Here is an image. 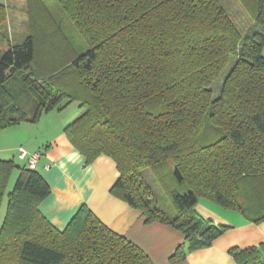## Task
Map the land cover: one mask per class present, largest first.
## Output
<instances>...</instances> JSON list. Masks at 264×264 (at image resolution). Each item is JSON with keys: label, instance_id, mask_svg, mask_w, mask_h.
I'll list each match as a JSON object with an SVG mask.
<instances>
[{"label": "trees", "instance_id": "16d2710c", "mask_svg": "<svg viewBox=\"0 0 264 264\" xmlns=\"http://www.w3.org/2000/svg\"><path fill=\"white\" fill-rule=\"evenodd\" d=\"M239 1L246 28L219 0H58L88 46L79 54L47 0H26L29 34L0 52V131L79 102L68 140L86 165L101 156L115 162L111 194L145 223L184 235L172 264L229 228L197 212L201 199L263 223L264 0ZM7 21L0 4V43ZM232 61L214 98L212 86ZM16 168L0 160V207ZM147 169L174 217L153 207ZM51 191L36 169H22L8 195L0 264H155L87 206L57 229L39 208ZM230 253L236 264H264V244Z\"/></svg>", "mask_w": 264, "mask_h": 264}, {"label": "crops", "instance_id": "0c3cea01", "mask_svg": "<svg viewBox=\"0 0 264 264\" xmlns=\"http://www.w3.org/2000/svg\"><path fill=\"white\" fill-rule=\"evenodd\" d=\"M0 4L8 10V40L0 43V52H4L8 49V42H14V37L17 41L25 39L29 27L27 25L20 32L17 23L21 21V27L25 24L26 18L22 16L25 14L26 0H0ZM54 111L43 115L36 124L26 123L0 132V160L15 162L17 168L12 175L16 178L22 169L28 167L27 159L19 157L20 147L29 154H41L36 170L44 176L52 191L39 208L57 229L64 230L80 208L87 206L110 230L143 249L155 264H172L170 257L185 243L184 235L161 222L145 223L140 210L112 195L111 189L119 177L115 162L101 156L94 163L86 165L85 157L71 144L64 132L65 127L81 114V110L69 121L59 117L56 119ZM17 128L23 132L19 133L20 137L15 133ZM55 129L57 133L44 137L47 130ZM197 212L216 225L229 228L211 245L187 251L182 264H236L231 249L264 244V222L251 223L240 213L206 199L200 200Z\"/></svg>", "mask_w": 264, "mask_h": 264}, {"label": "rangeland", "instance_id": "374dc122", "mask_svg": "<svg viewBox=\"0 0 264 264\" xmlns=\"http://www.w3.org/2000/svg\"><path fill=\"white\" fill-rule=\"evenodd\" d=\"M220 3L228 10V12L233 15V18L236 20L237 24L240 26V28H246L249 24H250V19L247 16V14L245 13L244 9L241 6V3L239 0H219ZM47 6L49 7V9L52 11V13L54 14V16L56 17L57 21L60 22L62 24L63 30L66 33L67 37L70 39V42L73 43V45L75 46L77 52L79 54H82L84 52H86L88 50V46L86 45V43L84 42L83 38L80 36V34L78 33V31L75 29V27L73 26V24L71 23V21L65 16V14H63L61 7L59 6V2L58 0H47ZM24 19L26 18L24 26L21 27L22 22L18 21V25L20 26L19 31L21 32L22 28H26L27 25L29 27V18L26 12V5L24 8ZM21 15V13H20ZM26 15V16H25ZM25 30V29H23ZM29 30V28H28ZM14 41H17L16 37H14L13 39ZM263 55H264V47H263ZM233 61L230 63V65L226 68V70L223 72L222 76L217 79L215 81V83L212 86V90H213V97L217 98L220 96L221 90H222V86L225 80V77L227 76V74L229 73L230 69L233 66ZM82 108L80 107L79 102H72L70 103L66 108H64L63 110H55L54 111V117H59L64 118L65 120H72L75 116H77V114L80 112ZM46 115V114H45ZM56 115V116H55ZM61 115V116H60ZM54 119V118H53ZM46 123V122H45ZM26 124V123H24ZM21 124V125H24ZM46 126V124H44ZM14 127V126H13ZM7 128L2 131H6L8 129ZM17 133V136L20 137L19 133H23L19 130V128H17V130H15ZM57 133V129L55 130H47L46 133H44V137H50L52 136L54 133ZM172 166V165H171ZM145 173V178L148 182L149 187L151 188V190L153 191V197H152V202H153V207H157L160 210H162L165 214V216H169V217H174L176 215V210L171 202L170 196L168 195V193H166L161 185L159 183L156 182L155 176L152 173V171L150 169H147L144 171ZM18 177H14V175H12L10 182L8 184L6 193H5V197L4 200L2 202V205L0 207V230L4 224V221L6 219L7 216V210H8V195L10 194V192H12L16 186V183L18 181Z\"/></svg>", "mask_w": 264, "mask_h": 264}, {"label": "built area", "instance_id": "2783aa9c", "mask_svg": "<svg viewBox=\"0 0 264 264\" xmlns=\"http://www.w3.org/2000/svg\"><path fill=\"white\" fill-rule=\"evenodd\" d=\"M19 157L21 159H27L28 168L34 170L37 167V164H38V161L41 157V154L40 153L29 154L26 149H24L23 147H20L19 148Z\"/></svg>", "mask_w": 264, "mask_h": 264}]
</instances>
